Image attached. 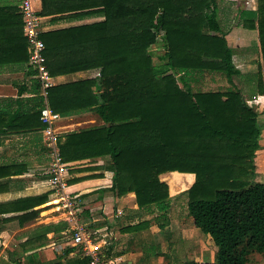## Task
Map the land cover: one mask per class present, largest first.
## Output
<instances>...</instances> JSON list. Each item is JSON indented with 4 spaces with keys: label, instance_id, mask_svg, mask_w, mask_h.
Returning <instances> with one entry per match:
<instances>
[{
    "label": "trees",
    "instance_id": "obj_1",
    "mask_svg": "<svg viewBox=\"0 0 264 264\" xmlns=\"http://www.w3.org/2000/svg\"><path fill=\"white\" fill-rule=\"evenodd\" d=\"M40 2L37 10L33 0L40 16L103 17L40 35L51 76L92 68L100 73L47 88L49 107L62 117L92 111L104 121L63 133L58 141L63 161L109 156L112 194L134 192L139 208H156L157 222L167 217L170 206L168 186L159 174L193 173L195 181L186 191L187 212L212 241L216 254L213 262L184 264H246L252 252L264 254V183L254 181L261 126L258 114L247 104L248 98L264 94V0L257 1L256 14L243 22L246 28L258 30L263 72L244 76L243 88L206 92L193 91L176 74L217 71L230 82L240 76L233 63L234 49L218 20L217 0ZM17 10L12 4H0V68L28 61ZM158 43L164 50L158 56L161 65L154 63L150 50ZM29 73L33 72L29 69ZM24 88H19V95ZM31 92L34 95L25 101L32 106L17 109L8 120L0 113L4 116H0L4 121L0 132L42 129L43 97L35 79ZM80 198L83 212L98 204ZM46 199L47 195L39 196L22 210ZM37 213L30 210L19 218L25 222ZM43 228L26 243L44 240L48 227ZM88 260L79 256L42 264H88Z\"/></svg>",
    "mask_w": 264,
    "mask_h": 264
},
{
    "label": "crops",
    "instance_id": "obj_2",
    "mask_svg": "<svg viewBox=\"0 0 264 264\" xmlns=\"http://www.w3.org/2000/svg\"><path fill=\"white\" fill-rule=\"evenodd\" d=\"M219 1L217 0L218 20L221 29L226 33L228 46L234 49L233 63L240 76H233L230 82L223 72L217 71L176 74V77L180 76L193 91H227L237 86L234 78L242 82L241 78L244 76L263 72L258 30L243 26L245 19L253 17L252 13L256 14L258 0H245L242 5L236 0L223 3V8L230 12L231 17L224 28L220 21V13L223 10L222 6H218ZM223 1L225 0H221ZM36 2L38 10L41 2L34 0V5ZM6 3L14 5L19 13L16 0H2L0 4ZM92 18L95 20H91ZM100 20H103L102 16L70 20L66 15H43L41 34ZM249 37L253 38L247 39ZM99 74V69L92 68L50 75V85L92 78ZM32 79L27 63L0 68V113L6 114L7 120L8 115H12L17 109L33 105L30 101H25L34 95L31 92ZM23 87L25 90L19 95L18 90ZM17 98L21 101H14ZM247 104L258 114L260 121L264 114V94L248 98ZM103 123L96 113L90 111L61 116L55 123V128L61 139L63 133ZM0 128L4 129L3 119L0 120ZM259 145L255 156L254 181L264 183V147L260 141ZM48 162L49 155L43 145L41 127L0 132V264H42L57 258L65 262L83 256L81 247L68 242L72 223L68 220L67 214L53 204L54 196L51 194L46 174ZM108 163L109 156L67 162L68 183L72 182L69 189L81 194L82 200L86 203L97 202L94 208L101 209L99 218L92 216L91 208L90 212H85L88 216L85 225L79 222L92 233L99 251L115 259L118 264H184L188 260L208 262L215 260L216 247L213 246V251L208 252L211 249L208 236L194 225L192 217L187 212L186 191L195 181L193 173L167 171L159 174V180L168 186L170 206L167 217L157 222L154 218L159 213L156 208H139L134 192L122 196L112 194L110 187L113 172L108 168ZM14 172L17 174H9ZM43 195H47L45 201L31 209L22 210L26 204H30L28 202L32 203ZM28 198L34 199L27 201ZM30 210L38 211L36 217L22 222L20 215ZM147 213L153 215V220ZM127 214L130 216H126ZM128 219L130 220L127 222ZM117 222L125 224L119 228L116 226ZM138 223L142 224L139 228L135 230L128 228ZM45 226L48 227V231L44 240L26 243L29 237L44 232ZM118 233L130 242V248L116 250ZM66 247L74 248L65 251ZM170 247L173 252L169 250ZM208 254L209 256L211 254L210 259H206ZM30 255H33V260L29 259ZM178 257L181 261H174Z\"/></svg>",
    "mask_w": 264,
    "mask_h": 264
},
{
    "label": "built area",
    "instance_id": "obj_3",
    "mask_svg": "<svg viewBox=\"0 0 264 264\" xmlns=\"http://www.w3.org/2000/svg\"><path fill=\"white\" fill-rule=\"evenodd\" d=\"M19 13L23 20V35L27 43V66L33 72L32 76L38 82L39 94L43 97V106L39 119L42 124V141L48 151L49 162L46 169L48 184L54 203L57 208L67 212L68 220L72 223L69 228L70 240L74 246L81 247L83 256L89 257L88 264H118L115 259L109 258L104 252L99 251L93 235L86 227L79 223L78 214L83 213L80 205L79 193L70 190L68 184V164L63 161L58 147L59 133L55 123L61 115L53 111L47 102V88L50 85V74L44 56L45 45L41 39V16L36 12L33 0H16Z\"/></svg>",
    "mask_w": 264,
    "mask_h": 264
},
{
    "label": "rangeland",
    "instance_id": "obj_4",
    "mask_svg": "<svg viewBox=\"0 0 264 264\" xmlns=\"http://www.w3.org/2000/svg\"><path fill=\"white\" fill-rule=\"evenodd\" d=\"M228 1H230V0H225V1H223V2H221V0L218 2V6L219 7H221V9L223 10L221 13H220V21H221V25H222V27L224 28L229 22H230V18L231 17H229V15H230V12L229 11H226L224 8H223V3L225 4L226 2H228ZM240 5H242V4H244V2H245V0H236ZM0 3H2V0H0ZM36 7L38 6V4H37V2H36V5H35ZM233 19V18H232ZM91 20H95V18H92ZM253 37H249V38H247V39H252ZM159 41H160V39H159ZM150 50H151V52L153 53V61H154V63L155 64H157V65H161V62L159 61V59H158V56L159 55H162L163 54V47H162V45L160 44V43H158V44H156V45H153V46H151L150 47ZM171 71V70H170ZM169 71V72H170ZM202 72H215V71H202ZM189 73H196V71L195 72H189ZM198 73H200V72H198ZM235 79V82L237 83V86H241V88H243V84H244V82H245V80H246V78H244V77H242L241 79H242V82L239 80V79H237V78H234ZM202 88V87H201ZM244 92H245V97H247V92L244 90ZM259 123H260V126H261V129H262V132H261V137H260V139H259V141L261 142V144H262V147H264V114L260 117V121H259ZM76 128H78V127H76ZM80 196H81V194H80ZM82 197V196H81ZM94 201H89V202H87L86 204H92ZM93 210H92V216L93 217H95V218H99V216L101 215V209H98L97 207H95L94 208V206H92L91 207ZM60 211L62 212L63 210H61L60 209ZM64 212V211H63ZM66 214H67V212H66ZM148 214V213H147ZM151 218L150 219H152L153 220V215L152 214H148ZM126 216H130L129 214H127ZM67 218H68V215H67ZM78 220H79V222H81L82 224H84V223H86L87 221H88V216H87V214L85 213V212H83V213H81V214H78ZM130 219H128L127 220V222L129 221ZM125 224V222H120V223H116V226H119V228L121 227V226H123ZM85 225V224H84ZM173 226H174V223H173ZM119 231H120V229H119ZM118 235H119V238H117L118 239V246L116 247V250L117 251H119L120 249H122V250H124L125 248H130V242H128V240L124 237V236H121V233H118ZM209 241L211 242L210 243V246H211V249L210 250H208V252H210V251H213V249H214V245H213V243H212V241L209 239ZM68 242L69 243H71V240L69 241L68 240ZM12 243H14V242H12ZM11 243V244H12ZM152 245H154V244H152ZM171 252H173L174 250L172 249V247H170V249H169ZM208 257H206V259H210V257H211V254H210V256H209V254L207 255ZM170 259H171V256H170ZM172 260V259H171ZM175 260H177V261H181L180 260V258L178 257V258H175L174 259V261ZM179 264V263H178ZM246 264H264V254H262V253H257V252H252V254H250L249 255V257H248V261H247V263Z\"/></svg>",
    "mask_w": 264,
    "mask_h": 264
}]
</instances>
